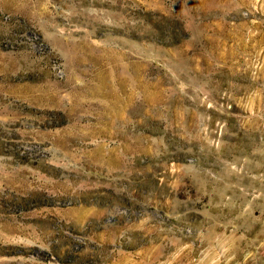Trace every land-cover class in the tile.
<instances>
[{
	"label": "rangeland",
	"instance_id": "1",
	"mask_svg": "<svg viewBox=\"0 0 264 264\" xmlns=\"http://www.w3.org/2000/svg\"><path fill=\"white\" fill-rule=\"evenodd\" d=\"M0 264H264V0H0Z\"/></svg>",
	"mask_w": 264,
	"mask_h": 264
}]
</instances>
